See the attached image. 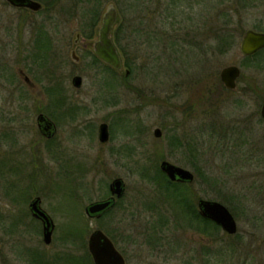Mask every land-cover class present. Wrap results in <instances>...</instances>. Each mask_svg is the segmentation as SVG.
I'll use <instances>...</instances> for the list:
<instances>
[{"label":"rangeland","instance_id":"obj_1","mask_svg":"<svg viewBox=\"0 0 264 264\" xmlns=\"http://www.w3.org/2000/svg\"><path fill=\"white\" fill-rule=\"evenodd\" d=\"M96 1L63 0L75 5V17L63 11L47 20L45 12L19 17L0 0V264H86L94 230L126 264H264V67L260 55L249 59L239 49L246 31H263L264 0H135L140 10H126L123 0H100L98 8ZM109 4L117 9L114 29L125 24L113 36L122 70L86 57L82 39L79 61H71L82 14L100 10L101 18ZM35 31L49 36V60L36 49ZM229 66L241 71L233 92L219 77ZM39 113L57 116L49 143L37 130ZM101 123L107 144L97 139ZM55 143L59 161L50 151ZM161 161L193 173L195 205L201 198L226 206L236 235L205 237L178 223L153 180ZM115 178L126 190L118 207L86 218L83 209L106 198ZM34 197L54 223L49 245L28 211Z\"/></svg>","mask_w":264,"mask_h":264},{"label":"water","instance_id":"obj_2","mask_svg":"<svg viewBox=\"0 0 264 264\" xmlns=\"http://www.w3.org/2000/svg\"><path fill=\"white\" fill-rule=\"evenodd\" d=\"M26 2L27 0H20ZM28 6L37 9V3L27 1ZM116 10L112 4L108 5L103 17L102 26L99 30V40L93 45L94 53L101 59L102 62L111 66L113 69L120 71L122 69L121 61L113 45L109 35L113 25L116 22ZM264 47V34L248 30L244 33L239 49L243 56H250ZM71 58L74 62H78L74 53H71ZM128 72H126V75ZM240 76V69L235 66L224 68L220 74V81L226 89H234L235 81ZM72 85L75 88L81 86V78L75 77L72 80ZM261 118L264 120V102L260 110ZM39 122L43 120V116L38 117ZM155 138L161 137V131L155 129L153 132ZM108 140L107 126L102 124L99 127V141L106 142ZM160 171L166 175L171 182L192 183L194 175L189 170L183 169L168 161H162L159 165ZM111 196L108 199L95 201L88 204L84 213L89 219H98L106 211L115 205V200L122 197L125 191V184L121 178H116L109 185ZM199 215L215 223L227 235H235L237 233V224L230 211L217 201L199 199L197 202ZM30 211L33 217L42 222V240L45 245H49L52 240L54 223L49 215L40 207V199L35 198L30 204ZM88 252L91 255L94 264H125L123 257L116 250L110 239L101 231H93L87 242Z\"/></svg>","mask_w":264,"mask_h":264},{"label":"flooded vegetation","instance_id":"obj_3","mask_svg":"<svg viewBox=\"0 0 264 264\" xmlns=\"http://www.w3.org/2000/svg\"><path fill=\"white\" fill-rule=\"evenodd\" d=\"M28 1V0H27ZM27 1L26 2H23V1H21V3H20V0H5V3H6V5L10 8V10H12V11H14L19 17L22 15V14H29L30 16H37V15H40V14H42L43 12H45V14H46V19L47 20H52V16H53V18H54V16L55 15H57V17L59 16V15H62L61 13H63V11H66V15L68 16V18H70V19H72V18H74L75 17V14H74V12H75V5L74 4H70V3H67V4H61L62 3V1L63 0H44V2L42 1V0H30L31 2H34V3H37V5L39 6L37 9H33V7H30V6H28V4H27ZM69 1H71V0H69ZM141 1V0H140ZM82 4L78 7V8H80V7H82V11L84 10V6L87 4V2H81ZM142 3V2H141ZM139 4H140V2H139ZM96 7H100V0H98V1H96ZM94 13H95V15H94ZM93 13V15L90 17V18H88V19H86L87 18V16L85 17V14L86 13H83L82 14V18H85V20H82V23H80V30L76 33V35H75V40L73 41V44H74V46H75V50H72V51H70V59H71V61H73L72 60V58H71V53H74L75 54V51L78 49V47H79V44H80V39H82V41H86L84 44H83V47H84V49L82 50V52H83V54H85L86 55V57H90V58H93V60L94 61H96V62H98V63H101L102 65H104V66H106V67H109V66H107L106 64H104L102 61H101V59L94 53V51H93V45L99 40V30H100V28H101V26H102V17L100 18V15H99V13H100V10H97V12H94ZM116 13H117V9H116ZM104 14V13H103ZM103 14H102V16H103ZM115 25H116V22H115V24L113 25V27H112V30H111V32H110V35H109V37H110V39H111V41H112V43H113V45L116 47V45L115 44H117V43H115V42H118V40L117 39H113V36L114 37H120L121 35H123L122 34V32H123V29L122 28H120V27H123L125 24H120L119 25V27L118 28H116V29H114V27H115ZM35 26V25H34ZM36 27V26H35ZM31 29H34V28H31ZM259 33H262V34H264V29H263V31L262 32H259ZM35 34H37V31H35ZM38 35V38H36L37 39V47H36V49H37V51L38 52H40L41 54H46L47 55V58H48V60L51 58V55H50V41H49V36L48 35H46L45 33H39V34H37ZM113 41H115V42H113ZM116 49H117V47H116ZM48 50V51H47ZM117 53H118V55H119V57H120V52H119V50L117 49ZM41 54H38V57L39 58H41V59H43V57L41 56ZM257 55H260L261 56V60H262V63H263V67H264V47L261 49V50H259L258 52H256V53H254L253 55H250V56H244V57H246V58H254L255 56H257ZM75 57H77L76 55H75ZM77 59H78V61H79V58L77 57ZM120 59H121V57H120ZM50 61H48V62H46L45 64L47 65L48 63H49ZM74 62V61H73ZM75 63H77V62H75ZM44 64V65H45ZM109 68H111V67H109ZM112 69V68H111ZM113 70V69H112ZM75 77H80L81 78V86H82V77L81 76H79V75H75V76H73L72 77V79H71V85H72V80H73V78H75ZM240 78H241V72H240V76L237 78V80L235 81V84H236V86H235V88L234 89H226L225 87H224V89L226 90V91H228V92H233L234 90H236V88H237V84L239 83V80H240ZM222 84V83H221ZM250 85H251V82H250ZM256 84H253L252 86H249V87H247L246 86V90H245V94H247V93H249V94H253V91L252 90H254L253 88L251 89L250 87H253V86H255ZM81 86L79 87V88H75L73 85H72V87L74 88V89H76V90H79V89H81ZM248 88V89H247ZM255 92H258V89H256L255 90ZM51 93L53 94V95H55V94H57L56 92H55V90H52L51 91ZM261 98H262V102H261V104H260V110H261V107H262V105H263V102H264V93H262V95H261ZM63 105V104H62ZM60 110V109H59ZM69 110V111H68ZM68 112V115H69V113L71 112V110L68 108V109H64L63 110V113H64V115H66V113ZM40 115H42L43 116V120H41L40 122H39V120H38V117L40 116ZM49 115V114H48ZM58 115V114H57ZM259 115H260V111H259ZM67 116V115H66ZM49 117L51 118V120H50V118H48V116L47 115H45V114H43V113H39L38 115H37V117H36V127H37V130H38V132H39V134H40V136L45 140V142H51L52 140H53V138H54V136H56L55 134H56V132H57V127H56V125H55V123L54 122H57V116H56V118L55 117H52V116H50L49 115ZM260 117H261V115H260ZM56 119V120H55ZM261 120H263L262 118H261ZM54 121V122H53ZM264 121V120H263ZM102 124H104V125H106L107 126V132H108V140L106 141V142H100L99 141V127H100V125H102ZM111 131H112V128H111ZM154 132V131H153ZM154 136V135H153ZM97 139H98V142L100 143V144H107L108 142H109V139H110V134H109V130H108V125L106 124V123H101V124H99V126H98V128H97ZM53 146H55V147H57L58 146V144H53L51 147H50V151H51V153H52V155L56 158V160H58V158L54 155V153H53ZM61 147V146H60ZM62 148V147H61ZM27 154H28V156H32V154L33 153H31V152H28L27 151ZM34 159V158H33ZM59 161V160H58ZM58 165H59V163H58ZM22 167H25V165L23 164L22 165ZM27 171H28V169H27ZM48 173H52V172H48ZM28 174H31V177L32 178H35V179H37L38 178V176L40 175V173L36 176V174L35 173H33V172H28ZM27 174V175H28ZM173 183H178V182H173ZM178 184H182V183H178ZM34 185V184H33ZM109 185H110V183H109ZM109 185H108V196L106 197V198H104V199H102V200H105V199H108L110 196H111V194H110V191H109ZM184 185H189V184H184ZM126 191V190H125ZM125 191H124V194L122 195V197H120L119 199H116L115 200V205L111 208V209H109L108 211H106L101 217H100V219L101 218H104V217H106V215H108L110 212H112L116 207H118V205H119V202L123 199V197H124V195H125ZM35 198H39V197H34V198H32L31 200H30V202H29V204H28V211H29V213H30V216L32 217V219L34 220V222H36L37 224L39 223L40 224V226H41V233H42V230H43V225H42V222L40 221V220H38L37 218H35V217H33V215H32V213H31V211H30V204H31V202L35 199ZM40 199V198H39ZM40 207H41V199H40ZM42 209V208H41ZM196 209H197V202H196ZM198 211V210H197ZM83 212H84V210H83ZM27 214V213H26ZM155 228H153L152 229V231L154 230ZM108 237V236H107ZM109 238V237H108ZM110 239V238H109ZM111 240V239H110ZM112 241V240H111ZM113 242V241H112ZM114 244V243H113ZM114 246H115V244H114ZM115 248H116V246H115ZM116 250L121 254V256L123 257V259H124V262H125V264H126V258H125V255L124 254H122L117 248H116ZM89 254V253H88ZM90 257V258H89ZM89 257L86 255V257H85V259H86V264H93V262H92V258H91V256H90V254H89Z\"/></svg>","mask_w":264,"mask_h":264},{"label":"trees","instance_id":"obj_4","mask_svg":"<svg viewBox=\"0 0 264 264\" xmlns=\"http://www.w3.org/2000/svg\"><path fill=\"white\" fill-rule=\"evenodd\" d=\"M123 1L124 4L127 5V7H125L126 10L128 7L133 9L137 8L138 10L144 7L143 3L139 4L138 2L137 4L135 0H128L129 4L125 0ZM128 65V62L125 61V67H128ZM194 170L195 174H197L199 177H204V175L200 173L199 168L195 167ZM144 176L146 177L145 174ZM155 177L156 178H153V180L157 183V191L161 197L159 199L162 203H165L170 207L172 214L178 223H183L188 228L193 229L205 237H211L221 230L219 226L209 220L202 218L198 214L195 201L193 200L192 194L190 192V185L173 183L169 181V179L158 169ZM79 185L80 183L78 184V188ZM75 188L77 189V186ZM84 190H86V188ZM76 193L78 192L75 190L71 191V197L77 195ZM76 237H80V234H78Z\"/></svg>","mask_w":264,"mask_h":264}]
</instances>
